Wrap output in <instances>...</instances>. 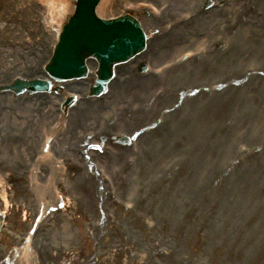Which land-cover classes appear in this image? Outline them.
Listing matches in <instances>:
<instances>
[{
    "label": "rangeland",
    "instance_id": "rangeland-1",
    "mask_svg": "<svg viewBox=\"0 0 264 264\" xmlns=\"http://www.w3.org/2000/svg\"><path fill=\"white\" fill-rule=\"evenodd\" d=\"M66 1L70 10L53 30L74 11ZM201 1L164 0L160 6L163 1L118 0L105 10L99 5L106 18L135 15L149 34V47L117 68L100 97L85 93L93 75L64 83H73L69 89L82 98L75 112L51 125L55 148L68 150L55 171L41 162L47 153L42 147L35 159L23 156L35 145L33 134H18L26 139L17 143L15 130L0 136V154L23 156L14 163L18 167H5L0 158V264H23L28 254L29 264H264V0H215L207 10ZM165 8L180 22L168 18L150 27L147 19ZM215 9L222 21L211 24ZM51 18L48 6L31 0H14L0 10V44L8 48L0 50V92L8 95L0 102L10 114L24 93L1 88L17 76L45 77L59 35L47 29ZM171 28L179 30L177 36ZM144 61L158 80L139 94L128 75L147 79L138 71ZM89 66L96 64L89 60ZM62 96L48 98L58 113ZM119 116L126 122L112 123ZM70 124L79 132L69 148L57 137ZM120 133L135 140L120 142ZM79 136L87 139L83 152L76 148ZM41 212L47 216L36 224Z\"/></svg>",
    "mask_w": 264,
    "mask_h": 264
},
{
    "label": "bare ground",
    "instance_id": "bare-ground-1",
    "mask_svg": "<svg viewBox=\"0 0 264 264\" xmlns=\"http://www.w3.org/2000/svg\"><path fill=\"white\" fill-rule=\"evenodd\" d=\"M13 1L14 0H0V10H3L4 8H6V6H12L13 5ZM18 1H22V0H18ZM31 1H33L34 2V4L36 5V7L38 6V5H40V6H42V7H49V10H50V12H51V14H52V18H51V21H48V22H46V26H47V29L48 30H51V31H57L58 33H59V35H58V40H59V36H60V30H62V28H63V25H64V23H63V25L59 28V29H55V30H53V26H54V24L53 23H56V26H57V28L60 26V21H61V19H60V16L62 15V14H64V12H66L67 10H70L69 9V7H68V5H67V1L66 0H31ZM103 1V0H102ZM149 0H147V2H148ZM163 1V2H162ZM157 2H162L161 4H160V6H163L164 5V0H157ZM175 1H173V3H174ZM201 2H203V6H204V9L205 10H207V9H211V8H213L215 5H217V1H213V0H202ZM102 3V2H101ZM100 3V4H101ZM117 4H119V2H118V0H104L103 1V5L102 6H100V8H102V9H104V8H111V7H113V6H115V5H117ZM166 4V3H165ZM47 5V6H46ZM154 5H156L155 3L154 4H152V3H150V6H153L154 7ZM103 6H104V8H103ZM219 6H221L222 7V4H220ZM218 7V6H217ZM99 8V7H98ZM155 8V7H154ZM168 8H170V5H169V7ZM168 8H165V9H163L162 11L165 13V12H169V11H171L170 9H168ZM58 9V11L56 12V10ZM157 9V8H156ZM105 10V9H104ZM196 10H197V8H196ZM217 10L218 9H215L214 10V12L212 13L213 15H215L214 17H212V18H216L217 16H218V13H217ZM210 11V12H211ZM17 11H15L14 13H16ZM209 12V13H210ZM163 13V14H164ZM180 13V12H179ZM204 14V15H202V16H205V17H210L212 14L210 13V14ZM72 13H70V14H67V18L69 17V15H71ZM154 14H156V13H154ZM161 15V16H159V15H156L157 17H154V16H151L150 18H148L147 19V21H148V23H149V26L150 27H153V26H155L156 24H154V22H156V20H158V21H166L168 18L169 19H171V20H174L176 23L177 22H180V20H175V18H172V17H174L172 14H171V12H169V13H166V14H164V15ZM192 14V13H191ZM185 15H187V14H183L182 16H185ZM196 16V14H192V17H195ZM212 18H208V20H209V22L212 24V23H214V22H221L222 20L220 19V18H216V19H213L212 20ZM186 20H184V21H187L188 19L187 18H185ZM66 20H68V19H66ZM153 22V23H152ZM156 26H158V25H156ZM6 27H8V26H6ZM5 27V28H6ZM170 32L171 33H173L172 35H175V36H177V33L179 32V30H175V29H170ZM164 35V34H163ZM194 37V40L195 41H197V39H196V37H195V35L193 36ZM44 38H46V36H44ZM58 40H56V42H55V45H54V48L55 47H57V45H58ZM1 41V40H0ZM155 41V42H154ZM2 42V41H1ZM157 43L158 44V42H159V40H155V39H152V43ZM197 42H199V40L197 41ZM196 42V43H197ZM153 43V44H154ZM45 46H43V48H44ZM149 47V46H148ZM53 48V49H54ZM8 48L7 47H5V46H3V45H1L0 44V50H2L3 51V53L7 50ZM45 51H47V49H44ZM52 55H53V53H52ZM142 56V54L141 55H139V57H141ZM138 57V58H139ZM233 57H234V53H233ZM138 61V60H137ZM136 61V62H137ZM46 64H48L49 62H45ZM140 62H138V64H139ZM43 67V66H42ZM125 68V67H124ZM124 68H122L121 70H123ZM43 70H44V67H43ZM43 70H42V73H44V72H46L45 70H44V72H43ZM119 70V69H118ZM120 70V71H121ZM47 73V72H46ZM255 74H257V73H255ZM92 75H94V76H91V79L88 81V83H92L93 81H94V79H95V73H93ZM34 76H36V75H33V76H30L31 78H33ZM48 77L50 78V87H51V89L52 90H54V89H57V88H60V87H62V89H64L65 90V92L63 91V93L62 94H60L61 96L63 95V94H65V95H63L62 97H60L61 98V100H64V104L62 105V107H64V106H66V102H67V95H66V93H67V91L69 90L71 93H73L74 91L73 90H71V89H69V88H72V84L73 83H69V84H64V83H60L59 81H57V80H54L53 78H51L50 76H49V74H48ZM188 77H190V73L189 74H185V75H182L181 77H179L178 79H177V83H179V82H183L184 81V79L185 78H188ZM144 78H147V79H142L141 77H137L136 75H134V74H129L128 75V82H130V84H131V81H132V86L131 87H133L134 86V90L136 89V88H138V90H136V92H139V94H142V93H148L151 89H152V87H153V85H154V83H153V81H154V79L156 78V77H154V76H147V75H144ZM7 79V78H6ZM75 80V79H74ZM155 80H158V79H155ZM259 80V79H258ZM257 80V81H258ZM6 82H8L9 84L11 83H13V80H11V81H6ZM113 82V81H112ZM112 82H111V84H112ZM90 84H89V86H90ZM111 84H110V86H111ZM223 84V83H222ZM116 86V85H115ZM88 86H87V88H86V90H85V93H86V91L88 90ZM111 88V87H110ZM132 89V88H131ZM191 89H193V88H190L189 89V91H191ZM195 89V88H194ZM153 90V89H152ZM132 90H130V92H131ZM10 92V91H9ZM114 92V91H113ZM133 92V91H132ZM4 93L3 92H0V96L1 97H3L2 99H3V101L4 102H6L5 100H4V98H6L7 99V97H8V95H6V93H5V95H3ZM9 94H11V95H13V94H16L15 92H13V91H11V93H9ZM37 94H40V95H37ZM84 94V93H83ZM126 94H127V92H126ZM125 94V95H126ZM51 95L52 96H54V93L52 92L51 93ZM51 95H50V93H46V92H39V93H36V94H34V95H29L28 93H24V94H22V95H18L19 97H17V99H14V98H16V97H13V99H14V101L13 102H15L14 103V111L13 112H11V113H14V114H10V109L8 108V106L6 105H4V102L3 101H1L0 102V136H2L3 134H12L13 132H14V130L16 131L15 132V134H13L12 135V137H13V142L12 143H17L16 141H18V142H20V141H22V140H24V139H26L24 136H18V134H33V135H31V137H32V140H31V143L32 144H35L34 145V147L33 148H30V147H26L28 150H25L24 149V154H23V156H25V157H28L29 159H31V158H33V159H35L34 157H35V154L33 155V153H35L36 152V150L35 149H37V148H39V147H42L43 148V150H42V152H47L44 156H43V158H41L42 159V163H44V164H46V165H44L45 167H48V169H52L51 171H55V169L54 168H57L56 167V165H55V163L59 160V159H62V157H64V156H68V154H66L67 152H68V150H58L57 148H55V146H56V144H55V139H52L51 140V135H52V124L53 123H55L54 122V120L58 117V116H62V117H64V113H63V109H60L61 111H59V113H58V107L57 108H54V104L52 103V104H48V98H51ZM190 96V93L188 92V95H186V97H185V99L186 98H188ZM56 97V96H55ZM195 100H197V98L196 99H194V101ZM7 104V103H6ZM88 106V108H90L91 106H90V104H88L87 105ZM47 107V108H46ZM77 108H78V106H77ZM76 108V109H77ZM75 108L73 109V108H71V110H76ZM94 109H96V108H94ZM177 109H173L172 111H176ZM75 112V111H74ZM78 112H80L79 110H78ZM167 112V111H166ZM44 113V114H43ZM70 113L72 114V112L70 111ZM86 113V112H85ZM82 115V114H81ZM81 115H77L76 116V114H75V118H77V120H81ZM29 118H33L32 120L31 119H29ZM126 118L124 117L123 119H121L120 118V116L117 118V120L116 121H112V123H118L119 121H121V122H126V120H125ZM145 119V118H144ZM30 120V121H29ZM14 122V123H13ZM78 122H83V121H78ZM18 124V128L16 127V126H14V125H17ZM12 126H14L15 127V129H13L12 128ZM68 126H73L72 124H70V125H68ZM17 128V129H16ZM97 128V127H96ZM182 128L184 129V131H186L187 132V130H190L191 129V127L189 126V125H185V126H182ZM11 129H13V131L12 132H10V133H7V131H11ZM147 130H151L150 128H148V129H146L144 132H142L141 134H146V131ZM6 131V132H5ZM78 132H79V127L77 128V129H74L73 127H71V130H69L68 129V127H67V129L63 132V133H61L60 132V135L59 134H57V135H59L57 138L58 139H64L63 141H67V143H68V141H69V143H71L72 145H73V140L74 139H76V134L78 135ZM192 133H196V132H192ZM191 133V134H192ZM37 134H40V136L39 135H37ZM54 134V133H53ZM80 134V133H79ZM213 134H221V132H213ZM195 135V134H194ZM37 136V137H36ZM9 137H11V136H9ZM52 137H55V136H53L52 135ZM67 137H68V139L69 140H66L67 139ZM0 139H2V137L0 138ZM78 143H76V148H77V150L78 151H82L83 152V150H84V144H85V141L87 140L86 138H84V137H81V136H79L78 138ZM50 140V141H49ZM69 143H68V145H69ZM193 143L194 144H201L202 143V141H200V140H197V139H195L194 141H193ZM210 144V143H209ZM59 145H62V143H60ZM75 145V144H74ZM48 146H49V150L47 149L48 148ZM1 147H3V146H1ZM55 148V149H54ZM69 148H70V145H69ZM47 149V150H46ZM53 150H55V152L53 151ZM210 150V149H209ZM26 151V152H25ZM66 151V152H65ZM70 151V150H69ZM52 152H53V154H52ZM70 153V152H69ZM2 156V157H1ZM23 156L22 155H19V154H17V153H7L6 155L5 154H0V158L2 159V162L4 163L3 165L5 166V167H10V165L11 166H14V163H18L19 162V160H18V162H17V158L18 157H22L23 158ZM45 157V158H44ZM140 160H138V162H139ZM60 162V161H59ZM141 162V161H140ZM14 167H18L17 165L16 166H14ZM47 173H49V172H47ZM46 176H47V174H46ZM191 187H194V185H191L190 186V188ZM195 188V187H194ZM45 194L47 195V198H48V196H49V192L47 193L46 191H45ZM41 199H43V200H45L44 198H41ZM40 207H41V204H40ZM39 207V208H40ZM47 215H46V212H41V214H40V216L39 215H37V222H36V224L40 221V220H42L43 218H45ZM40 217H41V219H40ZM25 249V248H24ZM26 251V250H25ZM25 251H24V254H25ZM29 255L30 254H28V256L25 258V257H23L24 259H23V261H24V263L23 264H29L30 262V260L28 259V257H29Z\"/></svg>",
    "mask_w": 264,
    "mask_h": 264
},
{
    "label": "water",
    "instance_id": "water-1",
    "mask_svg": "<svg viewBox=\"0 0 264 264\" xmlns=\"http://www.w3.org/2000/svg\"><path fill=\"white\" fill-rule=\"evenodd\" d=\"M75 1V14L65 24L47 70L57 80L84 77L88 73L86 60L94 57L99 62V68L91 95H100L114 76L115 66L143 51L147 46V37L134 16L126 14L114 19H102L96 13L100 0ZM41 85V82H25L22 88H17L16 84L11 88L17 92L25 88L33 91Z\"/></svg>",
    "mask_w": 264,
    "mask_h": 264
}]
</instances>
